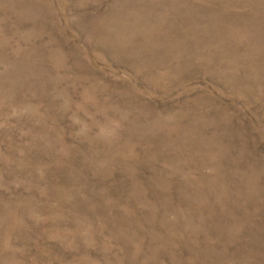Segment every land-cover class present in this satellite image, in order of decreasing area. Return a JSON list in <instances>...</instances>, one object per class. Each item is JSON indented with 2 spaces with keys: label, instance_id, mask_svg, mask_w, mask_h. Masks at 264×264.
I'll list each match as a JSON object with an SVG mask.
<instances>
[{
  "label": "rangeland",
  "instance_id": "rangeland-1",
  "mask_svg": "<svg viewBox=\"0 0 264 264\" xmlns=\"http://www.w3.org/2000/svg\"><path fill=\"white\" fill-rule=\"evenodd\" d=\"M0 264H264V0H0Z\"/></svg>",
  "mask_w": 264,
  "mask_h": 264
}]
</instances>
